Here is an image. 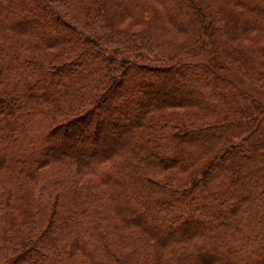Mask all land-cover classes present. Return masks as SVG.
Segmentation results:
<instances>
[{
	"label": "trees",
	"instance_id": "1",
	"mask_svg": "<svg viewBox=\"0 0 264 264\" xmlns=\"http://www.w3.org/2000/svg\"><path fill=\"white\" fill-rule=\"evenodd\" d=\"M252 28L264 0H0V264H264V104L216 70L264 87Z\"/></svg>",
	"mask_w": 264,
	"mask_h": 264
},
{
	"label": "rangeland",
	"instance_id": "2",
	"mask_svg": "<svg viewBox=\"0 0 264 264\" xmlns=\"http://www.w3.org/2000/svg\"><path fill=\"white\" fill-rule=\"evenodd\" d=\"M171 23L167 22V28L168 26L171 27ZM253 29V28H252ZM245 32L242 33L239 37L235 38L234 43H237L240 45V48L243 50H247L252 58L254 60L264 59V35H262V32L259 29H253V30H244ZM264 34V33H263ZM177 38L181 39L183 37L182 34H178L176 36ZM245 50V51H246ZM210 53L208 48L205 49V52L201 54L198 57H191L186 59V61H198V60H204L205 62H209L210 59ZM219 74H221L224 77H227L231 79L237 86L242 88L243 90L249 92L251 95H253L256 99H258L261 103L264 104V87L257 85L253 80L249 79L247 76H245L241 71H239L236 68H225V69H216ZM172 91V89H171ZM194 228H192L189 231H193ZM187 233H190V232ZM116 247L118 249H122L123 251H126L128 248V243L121 242V240L116 241ZM133 249V247H132ZM132 250L130 251V253Z\"/></svg>",
	"mask_w": 264,
	"mask_h": 264
}]
</instances>
